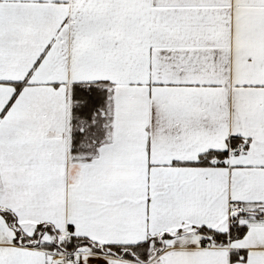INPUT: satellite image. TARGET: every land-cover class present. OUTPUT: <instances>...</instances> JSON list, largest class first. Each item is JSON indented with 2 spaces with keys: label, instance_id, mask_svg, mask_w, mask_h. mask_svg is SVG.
Masks as SVG:
<instances>
[{
  "label": "snow or ice",
  "instance_id": "snow-or-ice-1",
  "mask_svg": "<svg viewBox=\"0 0 264 264\" xmlns=\"http://www.w3.org/2000/svg\"><path fill=\"white\" fill-rule=\"evenodd\" d=\"M0 264H264V0H0Z\"/></svg>",
  "mask_w": 264,
  "mask_h": 264
}]
</instances>
